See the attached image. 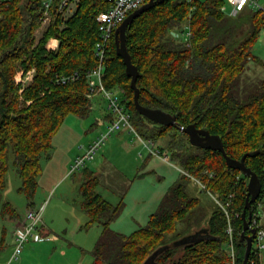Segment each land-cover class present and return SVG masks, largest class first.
I'll return each mask as SVG.
<instances>
[{"label": "trees", "instance_id": "trees-1", "mask_svg": "<svg viewBox=\"0 0 264 264\" xmlns=\"http://www.w3.org/2000/svg\"><path fill=\"white\" fill-rule=\"evenodd\" d=\"M225 3L226 0L157 1L127 29L128 50L140 71V102L175 114L174 125L153 122L136 109L132 78L117 53L114 34L104 62L107 88L123 93L132 122L143 136L155 141L170 137L167 148L185 173L165 194L147 224L124 234L110 227L120 216L122 203L113 205L103 198L96 191L99 176L85 167L81 191L89 216L86 226L103 225L93 251V264H231L228 219L218 203L207 226L197 235L182 241V236L176 234L179 221L199 204V199L187 190L186 182L192 177L223 203L235 193L230 208L234 211L236 263H243L247 242L241 236L242 212L249 178L237 167L229 166L221 151L191 146L189 136L181 129L194 123L219 134L231 157L240 159L252 153L246 156L245 163L258 174L262 188L251 211L259 202L264 203V77L242 86L250 62L264 65L253 53L264 28V10L245 9L231 17L222 9ZM108 6L107 0H81L75 13L64 19L54 5L51 22L37 40L35 33L44 15L42 0H8L0 5L2 219L19 216L14 204L4 200L3 193L12 157L22 180L19 192L27 195L28 206H32L42 154L52 150L53 138L67 115L84 117L91 112L89 71L98 62L97 16ZM187 24L191 36L183 40L180 28ZM239 30H243L242 35H238ZM52 38L58 40L56 49L48 48ZM31 69H35L33 79L24 86L17 83V73ZM75 73L76 79H61ZM6 232L4 227L0 248ZM248 264H264V257L253 248Z\"/></svg>", "mask_w": 264, "mask_h": 264}, {"label": "rangeland", "instance_id": "rangeland-1", "mask_svg": "<svg viewBox=\"0 0 264 264\" xmlns=\"http://www.w3.org/2000/svg\"><path fill=\"white\" fill-rule=\"evenodd\" d=\"M260 2L264 4V0ZM224 5L229 8L227 2ZM48 26L49 24L41 20L35 33L37 40L42 37ZM180 30L181 38L186 40L187 26ZM242 34L243 30H239L238 35ZM51 40L48 48L56 49L58 44L54 41L51 43ZM253 53L264 61V28L253 47ZM262 77L264 65L252 61L242 78V86H250ZM120 93L128 108L123 93ZM102 99L98 94L91 97L92 109L87 116L81 117L76 114L66 116L53 138L52 150L41 156L42 169L35 195L31 199L35 208H40L48 200L43 219L44 222L53 224L52 234L56 241H64L71 249L66 264H93V251L103 229L101 223L85 227L88 214L81 191V186L86 180L83 173L85 167L98 172L100 182L96 191L101 193L103 198L113 205L122 203L121 214L110 227L124 234H130L146 225L150 215L160 207L165 194L185 173L176 157L172 156L167 148L170 137L156 140V148L161 150V154L156 155L150 154L148 148L135 135L118 132L100 148L95 159L88 161L80 171L69 174L70 158L79 151L83 153L85 151L83 147L106 128L101 123L103 120L106 122L105 112L99 104ZM124 133L127 134L124 136ZM21 185L22 180L12 157L3 192L4 200L12 202L18 212H26L29 198L25 193L19 192ZM186 185L189 194L199 199V204L186 219L178 223L176 234L182 236V241L197 235L201 228L206 227L212 212L217 208L214 196L198 178H189ZM9 224L8 219H2L0 216V244L4 226L8 227V231L12 228L8 226ZM57 242L56 244L53 242L55 247L51 246L43 252L38 250L30 253L28 248H25L22 263L28 258L30 264H65ZM12 249L13 244L7 236L4 246L0 248V264L7 262Z\"/></svg>", "mask_w": 264, "mask_h": 264}, {"label": "built area", "instance_id": "built-area-1", "mask_svg": "<svg viewBox=\"0 0 264 264\" xmlns=\"http://www.w3.org/2000/svg\"><path fill=\"white\" fill-rule=\"evenodd\" d=\"M8 0H0V5ZM81 0H42L44 15L42 21L50 24L52 15L51 9L54 5L62 13L64 19L69 18L75 13ZM109 6L106 10L101 11L97 16L98 27L100 31V38L96 42L95 50L98 57L96 66L89 71V88L88 95L102 96L107 103V110L110 114V120L106 128L96 136L85 151L78 155L71 163L69 174L80 171L87 165V162L96 158L97 152L106 144L109 138L120 131H127L135 135L148 148L150 154L160 155L161 150L156 148V141L151 138L143 136L132 122V115L128 108H126L123 97L120 91L116 92L113 89L107 88L104 82L105 59L107 52L110 49L112 38L115 34L116 28L122 21L135 9L139 8L147 0H107ZM229 8L225 5L222 9L232 17H237L245 9H263L264 4L260 0H226ZM187 36H191L190 26L187 24ZM186 39V40H187ZM53 42V38L51 43ZM35 69L29 71L20 70L16 75L17 83L26 85L33 79ZM76 74L69 77H63L62 80L76 79ZM59 79V78H58ZM60 80V79H59ZM24 87H21L22 91ZM166 158V157H165ZM205 186V185H204ZM235 193H231L226 203L215 198L216 202L224 209L228 219L227 232L229 235L228 250L231 258V264L236 263V245H235V228L232 222L231 205ZM48 200L40 208L30 207L26 210L23 219L15 226L13 235V251L7 264H22V254L27 245L37 241L41 238L44 227L43 213L46 208ZM239 214L236 213V216ZM251 227L255 228L256 234L254 238L253 248L256 253L264 257V203L259 202L258 207L252 211Z\"/></svg>", "mask_w": 264, "mask_h": 264}, {"label": "water", "instance_id": "water-1", "mask_svg": "<svg viewBox=\"0 0 264 264\" xmlns=\"http://www.w3.org/2000/svg\"><path fill=\"white\" fill-rule=\"evenodd\" d=\"M157 1L164 2L165 0H148L139 8L128 14V16L116 28V50L118 55L124 60L127 74L132 78L131 86L134 89V102L138 112L158 124L174 125L177 121V116L175 114H172L161 108L147 107L140 102V88L137 86V80L140 75V71L133 63L127 46L126 35L129 25L142 13L155 6ZM181 129L189 136L191 146L202 147L213 151H221L224 154L229 166L237 167L249 178L245 205L242 212L243 230L241 232L242 239L246 240L247 242L246 252L242 264H248L249 257L253 251V243L256 234L255 228H252L250 224L252 218L251 207L253 202L259 198L262 188L258 174L245 163L246 156L252 153H246L240 159L231 157L227 154L223 139L219 134H214L207 129L199 128L194 123H191L185 127L181 126Z\"/></svg>", "mask_w": 264, "mask_h": 264}, {"label": "crops", "instance_id": "crops-1", "mask_svg": "<svg viewBox=\"0 0 264 264\" xmlns=\"http://www.w3.org/2000/svg\"><path fill=\"white\" fill-rule=\"evenodd\" d=\"M53 41L55 42V44H58V40L57 39H55V38H53ZM101 97V96H100ZM103 98V97H102ZM102 101V102H101ZM100 102H99V104H100V106L103 108V110H104V112H105V116H104V118L106 119V122H104V120L101 122V123H103V125H105V127L107 126V124H108V122H109V120H110V114L108 113V110H107V106H106V102H105V100L104 99H102ZM94 108H95V106H94ZM105 129V128H104ZM103 129V130H104ZM103 130H101L100 132H99V134L103 131ZM123 132H127V131H120V133H123ZM98 134V135H99ZM125 134H127V133H124V136H125ZM97 135V136H98ZM120 138H122V137H120ZM90 144V143H89ZM89 144H87V145H89ZM81 147H83V146H80V148ZM84 147H86V146H84ZM84 147H83V149H84ZM81 154V152L79 151V152H77L76 154H75V156H73V157H71L70 158V160H69V162H68V165H69V167L71 166V163L74 161V159L78 156V155H80ZM86 168H88V167H86ZM89 170H92L91 168H88ZM97 175H98V172H96V170H93ZM69 172H70V170H69ZM76 173V172H75ZM83 173L85 174L84 176H86V173H85V171H83ZM99 176V175H98ZM101 194V193H100ZM30 207H34L35 208V205L33 204L32 206H28L27 207V209L28 208H30ZM24 215H25V212H19V216L17 217V218H14V219H8L9 221H10V224L8 225V226H11L12 228H11V230L10 231H8V229H7V232L5 233V240H6V237L8 236L9 238H10V240H11V243L13 244V235H12V232H13V230H14V228H15V226L23 219V217H24ZM88 220H89V216H88ZM88 222V221H87ZM86 222V223H87ZM86 223H85V227H89V226H86ZM53 226V224L52 223H46V221L44 222V227H43V233H42V236H41V238L39 239V240H37V241H34V242H32V243H30L29 245H27V247L26 248H28V250H29V252L30 253H34V251L36 252V251H38L39 250V252H43L44 250H46V249H48V248H50L51 246L52 247H55L54 245H53V242L56 244V239L54 238V235L52 234V227ZM4 227H7V226H4ZM8 228V227H7ZM102 232H103V229H102ZM102 235V234H101ZM2 236H3V231H2ZM101 237V236H100ZM2 239V238H1ZM100 239V238H99ZM99 239H98V241H99ZM54 240V241H53ZM53 241V242H52ZM97 241V242H98ZM4 244H5V241H4ZM57 244H59V249H61V254L63 255V260H64V263L66 264V261H68V259H69V256H68V253L70 252V248L67 246V244L64 242V241H58L57 242ZM1 245V244H0ZM97 245V244H96ZM12 251H13V249H12ZM26 252V251H25ZM12 253V252H11ZM30 253H28V254H30ZM11 256V255H10ZM9 259H10V257H9ZM9 259L7 260V262L5 263V264H7L8 263V261H9ZM94 260H95V257H94ZM3 263V262H2ZM21 263H22V259H21ZM23 263H25V264H30V263H28V258H25L24 260H23ZM22 263V264H23Z\"/></svg>", "mask_w": 264, "mask_h": 264}]
</instances>
